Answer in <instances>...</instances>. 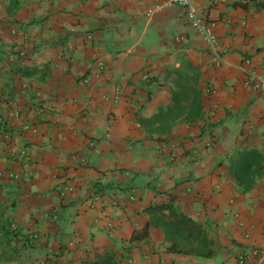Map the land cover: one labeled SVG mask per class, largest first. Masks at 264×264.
<instances>
[{
  "label": "crops",
  "instance_id": "0c3cea01",
  "mask_svg": "<svg viewBox=\"0 0 264 264\" xmlns=\"http://www.w3.org/2000/svg\"><path fill=\"white\" fill-rule=\"evenodd\" d=\"M163 1L0 0V171L24 176L0 184V264H80L108 250L122 264H264V176L244 192L230 175L238 156L264 155V96L245 86L264 79V3L193 0L213 48ZM188 65L203 118L152 120L176 112ZM171 197L215 256L170 254L156 228L129 243L142 210Z\"/></svg>",
  "mask_w": 264,
  "mask_h": 264
},
{
  "label": "trees",
  "instance_id": "16d2710c",
  "mask_svg": "<svg viewBox=\"0 0 264 264\" xmlns=\"http://www.w3.org/2000/svg\"><path fill=\"white\" fill-rule=\"evenodd\" d=\"M2 1L9 2L12 9L19 5L18 0ZM187 70L178 71L176 87L179 91L174 95L176 112L173 108L168 113L160 111L152 120H159L163 114L172 120L183 115L184 122L192 125L203 118L204 92L199 82V70L192 65H188ZM167 131L170 129L154 130L158 134ZM230 175L244 192L252 191L257 180L264 176V155L258 150H250L238 156L230 163ZM142 214L149 220L142 228L133 231L129 243L148 240L151 230L156 228L162 230L170 254L203 258L215 256V240L203 224L193 220L175 205L173 197L166 202L149 205L142 210ZM80 264H122V257L108 250L82 260Z\"/></svg>",
  "mask_w": 264,
  "mask_h": 264
},
{
  "label": "built area",
  "instance_id": "2783aa9c",
  "mask_svg": "<svg viewBox=\"0 0 264 264\" xmlns=\"http://www.w3.org/2000/svg\"><path fill=\"white\" fill-rule=\"evenodd\" d=\"M262 3H264V0H258ZM193 0H164L161 6H158V10L162 9H169L173 7H181L185 10L186 17L190 24L199 31L201 34H203L207 41L210 43L211 47L215 48L218 46V38L214 34V24L209 23L206 20H204L201 16L198 15L197 11L194 9L193 5ZM246 64H249V61H246ZM144 79H147V76L144 77ZM245 86L251 90L252 92L259 93L262 96H264V79L260 77H254L253 79H247L245 81ZM208 92L212 93L211 89L208 90ZM21 158H25V153H22ZM7 178L11 182H19L22 183L24 181V176L20 175L18 172H13V171H8V172H2L0 171V184L1 182ZM26 178V177H25ZM49 217L56 222L58 221V215L56 213L50 214ZM9 229L10 231L15 234V232L18 231L17 225L9 221ZM35 238H31L32 241ZM254 255H260L262 257L261 252H253ZM248 258V254H242L239 257L240 263H245L246 259Z\"/></svg>",
  "mask_w": 264,
  "mask_h": 264
},
{
  "label": "rangeland",
  "instance_id": "374dc122",
  "mask_svg": "<svg viewBox=\"0 0 264 264\" xmlns=\"http://www.w3.org/2000/svg\"><path fill=\"white\" fill-rule=\"evenodd\" d=\"M254 5H256V3H254L252 6L254 7Z\"/></svg>",
  "mask_w": 264,
  "mask_h": 264
}]
</instances>
